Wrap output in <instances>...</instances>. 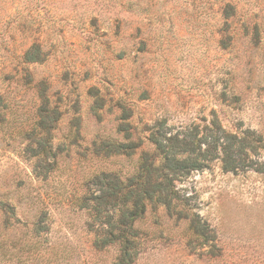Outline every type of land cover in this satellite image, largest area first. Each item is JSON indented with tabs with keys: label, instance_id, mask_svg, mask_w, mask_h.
I'll return each instance as SVG.
<instances>
[{
	"label": "rangeland",
	"instance_id": "1",
	"mask_svg": "<svg viewBox=\"0 0 264 264\" xmlns=\"http://www.w3.org/2000/svg\"><path fill=\"white\" fill-rule=\"evenodd\" d=\"M159 131L216 132L238 163L205 145L170 175L139 264H264V0H0V264L93 260L77 198L150 164Z\"/></svg>",
	"mask_w": 264,
	"mask_h": 264
},
{
	"label": "trees",
	"instance_id": "2",
	"mask_svg": "<svg viewBox=\"0 0 264 264\" xmlns=\"http://www.w3.org/2000/svg\"><path fill=\"white\" fill-rule=\"evenodd\" d=\"M209 137L210 142L202 133V138L195 136L188 143L186 139L180 140L179 136L169 137L165 131H159L153 134L151 140L155 147V158L150 164L142 166V170L134 177L123 181L111 173L103 174L104 177L96 175L91 184L98 187L100 195L94 198H77L79 209L86 210L88 215L87 230L91 235L89 244L93 250V260L80 254L76 247L53 254L59 255L63 261L70 258L82 260V264H139L141 255L145 252L142 248L145 238L137 221L144 216L148 203L162 204L169 209L179 200V192L170 175L184 173L194 167L192 155H196L197 151L202 153V161L206 159L205 145H208V152L211 149L215 153L220 150L219 155L226 165H237L238 159L233 156L234 143L225 142L216 132ZM127 145L105 142V145L99 147L112 155L120 154ZM99 147L96 144V154ZM154 173L159 175L158 179L153 178ZM90 201L92 204H88ZM38 222L39 225L43 223L42 219ZM190 224L194 234L200 235V222L193 218ZM203 229L204 227L202 233ZM110 252L112 257L108 261L105 256Z\"/></svg>",
	"mask_w": 264,
	"mask_h": 264
}]
</instances>
